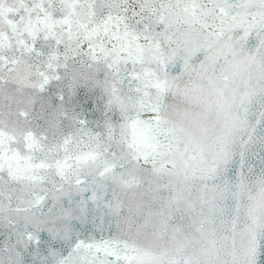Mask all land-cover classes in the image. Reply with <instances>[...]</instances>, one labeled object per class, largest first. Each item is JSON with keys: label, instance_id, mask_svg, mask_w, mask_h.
<instances>
[{"label": "snow or ice", "instance_id": "6c2138e0", "mask_svg": "<svg viewBox=\"0 0 264 264\" xmlns=\"http://www.w3.org/2000/svg\"><path fill=\"white\" fill-rule=\"evenodd\" d=\"M0 264H264V0H0Z\"/></svg>", "mask_w": 264, "mask_h": 264}]
</instances>
